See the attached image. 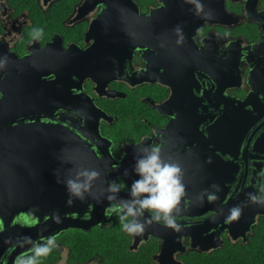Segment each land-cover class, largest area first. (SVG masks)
Wrapping results in <instances>:
<instances>
[{
	"label": "flooded vegetation",
	"instance_id": "obj_1",
	"mask_svg": "<svg viewBox=\"0 0 264 264\" xmlns=\"http://www.w3.org/2000/svg\"><path fill=\"white\" fill-rule=\"evenodd\" d=\"M133 1L138 12L132 8L116 9L127 16V34L120 37L130 38V42L124 45L128 47L127 55L130 57L124 63L122 78L111 81L103 96L94 90L90 78H86L81 88L72 89L73 96L91 101L107 114V118L100 120V132L108 141L112 160L110 166L114 171L121 167L125 150L139 144L142 138V147L159 143L166 160L173 159L185 166L183 160H189L187 154L191 152V158L197 165L200 150L205 151L209 147L216 149L214 154H220L221 149H226L225 146L221 147L220 142L211 139L208 130L213 122L230 114L231 97L235 99V104L247 102L245 97L252 90L248 81L252 67L246 48L263 41L264 26L249 16L246 7L252 8L247 4L248 0H200L203 11L199 15L196 14L195 4L187 0ZM250 1L253 3L254 0ZM163 7L165 9L160 10ZM105 8L107 4L98 0H28L27 3L22 0H0V61L8 56L19 59L31 52L38 53L55 38L65 46H88L93 41L86 40L89 23ZM254 11L264 21V0H257ZM221 13L223 16L231 14L238 22H224ZM54 17L61 21L60 30H43L37 35L34 30L41 29L43 21ZM217 18L221 21H216ZM177 28L181 31L177 32ZM152 37L159 42L152 40ZM142 73L148 79H143ZM256 81L262 84L259 88L264 92V76H258ZM108 92L111 94L108 95ZM263 94H260V98L249 99L259 105V114L264 110ZM48 95L52 96L51 93ZM37 99V90L32 91L31 100L36 102ZM69 101L73 103L70 95L65 103ZM75 116L85 117L83 114ZM60 117V114H55L53 118L41 120L56 123ZM29 121L34 122L35 119ZM260 123L261 119L248 131L234 161L238 167L235 185L241 176L244 179L248 177V184L253 169L259 182L261 172L258 167L260 161L264 163V158L254 160L256 153L246 144ZM63 125L68 126L66 122ZM243 126L244 122L239 120V132ZM154 130L156 135L153 134ZM261 130H257L253 136H258ZM87 137L85 139L97 152L106 149L105 144L97 145L96 139L93 138V141ZM32 138L35 141L32 145H37L38 136ZM67 140L65 138L62 142L64 147ZM222 158L231 160L229 154H222ZM261 167L264 170V164ZM108 180L123 181L129 185L132 179L126 183L121 174H116ZM227 186L229 191L235 188L234 184ZM119 196L127 198V190L119 193ZM71 216H78L77 221L85 228L73 227L57 234V246L49 255V264H123L126 257L130 264H160L155 257L161 255L163 240L153 232L168 229L162 224L146 225L144 233L136 237L140 241L136 242V238L121 230L115 215L106 216L105 211H95L94 206L80 215L76 213ZM187 219L193 223L197 217L187 216ZM178 221L181 223L180 219ZM15 222L29 223L21 214L15 218ZM253 227L247 232L246 239L239 240L246 241ZM4 229L0 223V264H15L16 258L24 255L17 248L20 236L9 241L2 232ZM106 231L119 234L117 243L108 248L97 240V236ZM43 238L37 236L34 241L42 242ZM223 238L226 239L227 234ZM179 244L184 250L178 249L173 258L181 264H184V254L200 252L190 247L187 236H182Z\"/></svg>",
	"mask_w": 264,
	"mask_h": 264
},
{
	"label": "water",
	"instance_id": "obj_2",
	"mask_svg": "<svg viewBox=\"0 0 264 264\" xmlns=\"http://www.w3.org/2000/svg\"><path fill=\"white\" fill-rule=\"evenodd\" d=\"M99 1L107 4V8L89 23L86 40L93 41L88 46H65L55 38L38 53L31 52L19 59H14V56L1 59L0 223L5 228L2 232H5L4 236L7 235L9 241L20 236L17 248L22 250L21 254L31 248L24 240L25 237H31L34 241L37 236L46 238L73 227L85 228L77 221L78 216L71 215H80L91 210V206H94L95 211L103 213L109 205L106 198L108 179L114 178L116 174H121L126 183L127 180L135 179L132 166L138 149L131 146L125 150L121 167L114 171L110 166L112 160L109 157L108 141L100 132V120L107 118V114L91 101L73 96L72 92L73 88H81L84 80L90 78L94 90L103 96L111 81L122 78L124 63L130 57L127 55L128 47L124 46L130 42V38L120 37L127 34V16L116 9L132 8L138 12L136 4L133 0ZM256 2L257 0L253 3L248 0L247 4L252 9H246L250 17L264 26V21L254 11ZM163 9L165 7L160 8ZM251 12L254 14L251 15ZM222 14L220 16L224 22H238L231 14ZM216 21L221 20L217 18ZM151 26L154 27L152 23ZM152 40L155 39L152 37ZM246 49L251 57L252 68L248 81L252 90L245 97L247 102L242 104H235V99L231 97L230 114L213 122L208 130L211 139L220 142L221 147L225 146L226 149H221L220 154H214L216 149L209 147L205 151L200 150L197 165L191 158L193 153L190 152L187 154L189 160H183L185 166L179 164L184 172L187 193V203H182L178 216L183 227L179 232L171 229L153 232V235L163 240L161 255L155 257L160 264H181L175 261L173 254L178 249L184 250V247H179L182 236L190 238L192 249L208 252L223 246L224 234L233 241L246 239L247 232L252 230L260 216H264V203L253 204L249 201V194L264 197V170L261 167L264 163L260 161L264 158V110L259 114V105L249 100L260 98V94L264 93L259 88L262 84L256 81L258 76H264V37L262 42ZM141 77L148 79L143 73ZM62 89L65 91L61 92ZM35 90L38 92V99L33 102L31 93ZM8 94L11 96L8 97ZM109 94L111 93L108 92ZM69 95L73 103L69 101L66 104ZM55 114H60L59 122L41 120L53 118ZM76 114H83L85 117L82 119L75 116ZM31 119L35 121H29ZM260 119L261 123L246 144V147H251L256 153L254 160L260 159L259 182L257 172L253 169L248 184V177L244 179L241 176L235 185L238 167L234 161L238 158L248 131ZM239 120L244 122L240 132ZM63 122L68 126H64ZM260 128L262 130L254 137ZM37 136L38 144L32 145L35 143L32 137ZM86 136L96 139L97 145L105 144L106 149L97 152L85 139ZM65 138L68 143L64 147L62 142ZM27 139L30 142L26 143ZM141 144L139 143L140 147ZM205 145L209 146L207 143ZM222 154H229L231 160L225 161ZM86 169L98 171L99 179L94 182L91 193L86 194L85 199L70 197L66 188L67 181L75 180L77 174ZM125 170L128 171L127 176L124 174ZM228 184L231 187L234 184L235 188L229 191ZM209 193H215L218 199L208 202ZM70 199L71 203H68ZM236 205L243 207L241 217L238 221L226 222L229 209ZM19 214L27 218L29 223L15 222ZM204 214L207 215L201 217ZM55 216L59 217V223L55 222ZM187 216L197 219L189 223ZM139 241L136 238V242ZM175 244L178 246L175 247Z\"/></svg>",
	"mask_w": 264,
	"mask_h": 264
},
{
	"label": "clouds",
	"instance_id": "obj_3",
	"mask_svg": "<svg viewBox=\"0 0 264 264\" xmlns=\"http://www.w3.org/2000/svg\"><path fill=\"white\" fill-rule=\"evenodd\" d=\"M195 4L196 14L203 11L200 0H187ZM37 35L43 30L35 29ZM177 32L181 30L176 29ZM179 42V41H178ZM3 67V61H0ZM154 135L157 133L153 132ZM140 143H143V138ZM139 154L134 156L132 173L135 179L130 185L123 181H111L106 188L109 205L105 208V215H115L120 223L121 230L134 239L144 233L146 225L160 223L165 228L175 232L181 231L183 225L178 221L182 203H187L184 172L181 166L171 159H164L162 146L159 143L146 144L142 148L133 145ZM125 176L128 171L125 170ZM96 170H84L77 174L75 180H69L66 188L70 197L83 200L86 194H90L94 182L99 179ZM127 190V198L119 196V193ZM215 193L207 194L208 202L217 200ZM249 201L253 204L264 203V197L249 194ZM71 203V199L68 201ZM243 212L240 205L229 209L225 217L226 222L238 221ZM147 214V216H146ZM59 223V217H54ZM35 223V221L33 222ZM56 235H50L42 239V242L33 241L31 237H25L26 243L31 245L25 254L16 258L15 264H40L39 258L48 256L56 244Z\"/></svg>",
	"mask_w": 264,
	"mask_h": 264
},
{
	"label": "trees",
	"instance_id": "obj_4",
	"mask_svg": "<svg viewBox=\"0 0 264 264\" xmlns=\"http://www.w3.org/2000/svg\"><path fill=\"white\" fill-rule=\"evenodd\" d=\"M27 3L28 0H22ZM61 21L54 18L41 23L42 30H60ZM96 236V235H95ZM117 233L103 232L97 236L105 248L117 243ZM120 240V239H119ZM51 254V253H50ZM49 254V255H50ZM49 255L40 257V264H49ZM184 264H264V216H260L246 241L225 239L222 247L209 252H188L182 256ZM123 264H130L126 257ZM136 264V263H133Z\"/></svg>",
	"mask_w": 264,
	"mask_h": 264
}]
</instances>
